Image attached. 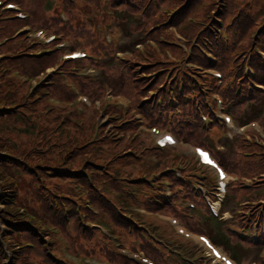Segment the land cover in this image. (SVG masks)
<instances>
[{
	"label": "trees",
	"instance_id": "16d2710c",
	"mask_svg": "<svg viewBox=\"0 0 264 264\" xmlns=\"http://www.w3.org/2000/svg\"><path fill=\"white\" fill-rule=\"evenodd\" d=\"M2 1L0 9L7 2H14L28 11L30 17L22 21L13 11L0 13L3 46L0 52V264H77L67 259L65 252L117 264H140L119 253L116 242L133 250H145L158 264H184L176 254L170 255L156 243L147 231L150 220L156 219L147 217V221L137 223L138 214L132 212V206L176 215L197 232L209 230L210 224H215L219 233L212 234L217 242H224L236 256L244 248L242 245L246 249L257 248L263 252L259 264H264L262 235L258 243H247L238 238L239 234L228 230L224 222L213 218L194 188L198 178L194 170L183 172L181 178L175 173L159 176L167 165H171L175 155L171 159V152L160 153L155 149L150 134L141 129V123L135 118L136 114L142 113L147 126L168 127L189 143L209 146L208 136L224 128L217 121L205 125L201 118L202 113L209 115L210 111L203 101L200 107L197 99L205 96L211 87L220 92L227 110L239 120L257 119L264 125V100L258 97L264 95L258 84V78L264 82V58L254 53L256 46L261 49V54L264 53V3H255L254 11L260 20L253 21L249 28L252 33L259 26L261 38L253 41L249 37L247 50L240 49V41L230 51L231 58L219 63L217 68L224 74L223 86L219 88L208 76L207 69L212 67V62L200 60V56L193 57L190 61L205 67L204 71L194 70L187 66L189 62L181 57L182 53L176 52V49H182L177 34L190 45L196 33L194 20L203 23L205 18L200 20L203 7L214 6L216 0H211L208 6H204L207 0ZM245 4L228 0L227 18L236 11L239 14ZM188 7L192 9L180 13ZM166 9H173V13L166 15ZM61 12L67 14L66 22L60 17ZM175 14V30L170 32L168 23ZM220 19L223 24L219 28L225 32L226 18ZM23 24L47 28L59 38L86 45L97 57L110 54L111 58L104 61H85L107 72L99 77L102 85L96 77L82 76L78 63L61 61L58 50L51 54L45 49L40 50L42 43L30 40L27 33L21 32ZM107 32L113 36L112 44L105 41ZM120 34L130 37L124 48L131 56L124 60H116L114 56L116 51L124 49L117 45ZM136 45L141 47L136 48ZM251 49L253 52L249 53ZM247 51L250 55L247 59L251 57L254 61H237L240 54ZM216 52L218 54L217 49ZM115 63L123 68L124 80L113 79L109 66L113 67ZM55 64H59L60 69L53 75L47 74L46 68ZM246 66L257 70L256 76L250 73L255 78L248 77ZM5 70L16 72L24 79L17 76L7 79L3 75ZM32 80H37L38 88L21 94L20 91L30 85L27 82ZM70 82H76L83 93L100 99L102 107L84 105L83 110H78ZM103 84L111 87L117 96L107 107L103 100ZM33 92V97L28 99ZM254 92L260 94H252ZM53 98L59 102H52ZM122 99L127 103V109L118 104ZM37 100L40 101L36 105L42 101L47 105L39 108L41 111L35 121H27L26 117L37 110L30 106ZM213 104L216 108L215 101ZM211 118L214 119V115ZM15 123L23 125L25 131L33 133L38 129L44 133L46 148L20 151L12 147L11 135L6 129ZM53 130L57 131L56 136ZM234 148L221 156L222 162L229 171L250 179L254 177L256 181L248 187L241 181L232 184L227 204L232 200L248 202L247 209L255 213L263 207L264 201L261 177L264 146L254 140L249 143L239 138L235 140ZM151 161L154 162L153 171L150 170ZM91 165L99 169L89 171L87 166ZM84 167L83 177L75 178L71 188L55 190L51 187L53 180L73 182L71 177H80ZM164 178L173 183V198L168 203L161 182ZM155 198L161 203H156ZM257 199H262L261 204L255 202ZM190 200L197 204L195 209L180 206ZM179 201L183 203L179 204ZM253 204L258 205L253 207ZM184 213H190L192 217L184 216ZM89 222L103 224L115 239L107 237ZM247 222L246 213L233 221L241 229L247 228ZM54 226L59 228L64 242L49 230ZM160 227L163 228L160 233L172 244H180L176 236L171 237L174 233L169 224Z\"/></svg>",
	"mask_w": 264,
	"mask_h": 264
},
{
	"label": "rangeland",
	"instance_id": "374dc122",
	"mask_svg": "<svg viewBox=\"0 0 264 264\" xmlns=\"http://www.w3.org/2000/svg\"><path fill=\"white\" fill-rule=\"evenodd\" d=\"M0 1H2V0H0ZM243 2H246V4L243 7L242 11L239 14L236 11V13L232 14L230 19L227 18L228 13L225 14V9H227V5H228V0H216V3H215L214 6L203 7L202 15L200 17V20H203L204 18H205V20L203 21V23H198V20H194L196 22L194 24V25H196V33H195V37L193 38L194 40L190 43V45H189V42L186 41L183 36L177 34L182 39H184V41H180L182 43V49H176V52L177 53H182L181 57L185 58L190 64L197 65L199 67V69H201V70L204 69L205 67L199 66L197 63H194V62L190 61V59H192L193 57L195 59L196 57L200 56V60H206V61L212 62V65H211L212 68H214L217 71H219L221 73L222 77L221 78H215L213 76V72L212 71H210L208 76L210 78L214 79V82L216 83L217 87H219V88L223 86V79H224L223 72L219 68H217L219 63L222 64L224 61L229 60L231 58L230 51L240 41H241L240 49L241 50H247V47H248L247 41L249 40V37H251V39H253V41H258L261 38L262 32L258 31L259 26H257L256 30L254 32H252V33H250L249 28H250V24H252L253 21H256V20L259 21L260 20V18H258L257 13L254 11L255 3H264V0H234V3H236V4H241ZM209 3H211V0H207V2L204 3V6H208ZM1 6H0V8H1ZM190 9H192V8L188 7L186 9H183L180 13L184 12L185 10H190ZM205 9H209V11H206ZM0 11H3V10L0 9ZM165 13H167L166 15H168L170 13H173V9L172 10L166 9ZM3 14L4 13H2V15ZM176 16H177V14L173 15L171 20L168 23V25H169L168 29H169L170 32L175 30L174 27H173V22H174V19L176 18ZM60 17H61V15H60ZM221 17H225L226 18L225 27H224L225 32H223L219 28V26L221 27V25L223 24V22L220 19ZM61 19H62V17H61ZM62 21H63V19H62ZM98 22L101 23L102 21L99 20ZM199 34H201V35L198 37ZM243 38H246V39L244 41H242ZM63 39H65V38H63ZM63 39L59 38L58 41H60V40L63 41ZM182 39H179V40H182ZM68 40L69 39H67V41ZM58 43L59 42H57V44ZM70 44L72 46H75L78 49H82V50L83 49H87L86 45H83V44H80V43L74 44L73 42H71ZM2 47L3 46L1 45V42H0V52L2 51V49H1ZM75 47H72L71 49H68V50H64V51H62V53L71 52V51H73L75 49ZM41 48L45 49L46 47L45 46H41ZM216 49L218 51V54L216 52ZM252 52H253V50L251 49L249 53H252ZM249 53L247 51V53L245 52V53L240 54V56L237 58V61L242 60V59H244V61L245 60H251V57L249 59H247V57L250 56ZM254 53L259 55V56H263V58H264V53L261 54L262 53L261 49L258 48L257 46H256V48L254 50ZM188 54H190V56L187 59V55ZM95 56H97V55L95 54ZM114 56H115L116 60H118L120 54H117V51H116L114 53ZM89 57L91 58V55H89ZM110 58H111L110 54H106V55L103 54L102 56H100V60H103V61L106 60V59H110ZM89 61L91 62V60H89ZM252 61H254L253 58L251 60V63H252ZM84 64L89 66V63H87L85 61H84ZM109 67L111 68V73L114 74V77H113L114 80H124V77L122 76L123 73H122V70H121V69H123L122 67H119L118 64H116V63L113 64V67L112 66H109ZM248 67L249 66L245 67L246 72L249 74L248 77L250 76L251 78H255L252 75L256 76L258 74L257 70L254 67H253V69H250V70L248 69L247 70ZM209 68H211V67H209ZM87 69H86V71H87ZM192 69L195 70L196 68H192ZM94 71H95V73L97 75H92V77H96L97 78L96 79L97 82H99L101 84L99 76L100 75H105V74H107V72H103L100 68H96ZM198 71H200V70H198ZM3 75H4V77H7V79H10L13 76H17L20 79H24L18 73L15 72V74H14V72L9 71V70H5ZM41 77L43 79V77H45V76L43 75ZM125 77H126V80H127L128 76H127L126 72H125ZM248 77H247V79H248ZM261 77H263V76H261ZM259 79L260 78H258V84H259L260 87H263V88H261V91L264 93V82H261ZM27 83H30V85L26 86L24 89H22L20 91L21 94H24L26 91H27V94H28L30 91H35L38 88L37 80L36 81L32 80V81H29ZM208 85L209 84H207L206 86H208ZM104 86H105V88H110V91L113 90L107 84H105ZM206 86H205V88H206ZM70 88H71V86H70ZM256 89H258V88H256ZM205 93H207L205 96H202V95L198 96L197 100H199L200 107H201V101L206 103V101H210V99L212 97L215 100H216V98H220V100L222 99V96H221L220 92L215 90V89H213V88H211V87L208 90V92L206 91ZM252 94H260V93L254 92ZM33 95H34V92H33V94L31 96L28 97V99L32 98ZM214 96L216 98H214ZM258 97H261L264 100V95H259ZM118 100H119V98H118ZM122 100L125 101L124 99H122ZM38 101H40V100H37L35 103L30 105L32 109H34V110L37 109V110L33 112L32 116L26 117L27 121H31V120L35 121V118L38 116L39 111H41L39 108L41 106H44V104L47 105V102H44V101H42V102H40V104L36 105V103ZM49 101H50V99H49ZM210 102H213V100H211ZM222 105H224V103ZM48 107H49V105H48ZM18 108L19 107H17L16 109H18ZM49 115H51V114H49ZM218 115L220 117H223V113H219ZM103 117H104V115H103ZM21 120H23V118ZM233 121H234V123L237 122L236 119H234ZM107 122H109V120ZM260 124L263 125L262 122H260ZM51 126H52V123H51ZM11 127L12 128H8V129L5 128V129H6V131L9 130L7 132H9L8 134L11 135L12 147L16 148L17 150L29 151V149L32 148V147H35V148H46L45 147L46 140L44 138V137H46V135H44V133H42V132H38L39 131L38 129H37L38 131L35 130V132L32 133V132H30V130L25 131L23 129V125H18L17 123L12 124ZM259 129H261V128L259 127ZM10 130H12L11 131L12 133L10 132ZM223 130H224V132H227V131H225V129H221L220 130L222 132L221 133L222 136L226 137L225 138V140H226L227 139V136H226L227 133H224ZM237 130H238L237 127L231 129V134L234 135L235 132H238ZM52 133H53V135L56 136L57 131L53 130ZM48 136H49V134H48ZM207 142L210 143L209 147H211L213 149V151H216V148H217L218 145L224 144V142L219 143L214 136L209 137L207 139ZM197 144L198 143H196V145ZM229 144L230 143H226L225 146H228ZM54 147H53V149H55ZM187 148H189V147H187ZM185 150H186L185 153H187V154L192 151V149H185ZM218 154L220 155V153H218ZM83 159L84 158H79V160H83ZM152 160L154 161L153 158H152ZM153 161H151V164H150V170L151 171H153L155 169ZM78 164H79V162H78ZM102 164L105 165V162L102 163ZM85 168L86 167H84L80 171V174H81L80 177H77V175L71 177L73 182H70V181L63 182L61 180H53L51 182V187L54 188L55 190H58V189L67 190V189L71 188L73 186L74 180H76L77 178L83 177L82 174L85 172V170H84ZM87 168H88L89 171L99 169V167H96V166H93V165L87 166ZM131 209L132 210H138L137 207H132ZM227 215L228 214H225V216H227ZM157 217L158 216H155L154 218L156 219ZM162 224L167 225L169 223L168 222L166 223V222L162 221ZM169 225H170V227L173 230L174 226H172L171 223ZM225 225H226V228L228 230L235 231V230L239 229L236 225H234V223L232 221L229 222V223H225ZM214 227H216L215 224H210L209 230H210L211 233L216 235L217 233H219V229H215ZM57 229H59V228H57ZM57 229H56V226L49 228L50 231L55 232V235L57 236V239L60 242H64V240L62 238V235L59 233V231L57 232ZM246 232L247 233H241L240 232L238 238L245 239V241L247 243L250 242V241H252V243H255L256 241H255L254 237H251L250 232L249 231H246ZM168 233L171 234V232H168ZM238 241L239 240H235V242H238ZM221 245L225 246V243L221 242ZM242 246L244 247V248H242L243 250H247L246 246H244V245H242ZM200 248H202L201 244H200ZM202 250H203V248H202ZM62 251H63V249H62ZM64 254H65L66 257L68 256L66 252ZM252 257H254V253L250 255V258H248V259L245 258L244 259L245 263H243V264H249V263L251 264L252 260H250V259ZM253 260H256V259H253Z\"/></svg>",
	"mask_w": 264,
	"mask_h": 264
},
{
	"label": "snow or ice",
	"instance_id": "6c2138e0",
	"mask_svg": "<svg viewBox=\"0 0 264 264\" xmlns=\"http://www.w3.org/2000/svg\"><path fill=\"white\" fill-rule=\"evenodd\" d=\"M202 156H204V158H205L206 160H208V155H207L206 153H202ZM208 162L211 163L210 160H208Z\"/></svg>",
	"mask_w": 264,
	"mask_h": 264
}]
</instances>
